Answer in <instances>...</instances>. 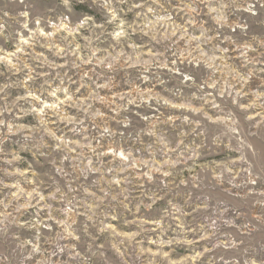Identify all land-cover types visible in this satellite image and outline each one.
Instances as JSON below:
<instances>
[{"label": "rangeland", "instance_id": "1", "mask_svg": "<svg viewBox=\"0 0 264 264\" xmlns=\"http://www.w3.org/2000/svg\"><path fill=\"white\" fill-rule=\"evenodd\" d=\"M0 264H264V0H0Z\"/></svg>", "mask_w": 264, "mask_h": 264}]
</instances>
